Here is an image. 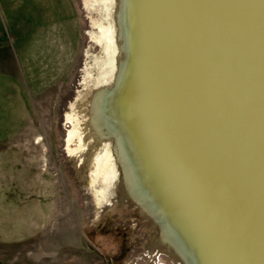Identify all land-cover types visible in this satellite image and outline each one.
<instances>
[{
  "label": "bare ground",
  "instance_id": "1",
  "mask_svg": "<svg viewBox=\"0 0 264 264\" xmlns=\"http://www.w3.org/2000/svg\"><path fill=\"white\" fill-rule=\"evenodd\" d=\"M83 3L99 49L63 111V152L97 217L144 222L128 264L264 250L263 0Z\"/></svg>",
  "mask_w": 264,
  "mask_h": 264
},
{
  "label": "rangeland",
  "instance_id": "2",
  "mask_svg": "<svg viewBox=\"0 0 264 264\" xmlns=\"http://www.w3.org/2000/svg\"><path fill=\"white\" fill-rule=\"evenodd\" d=\"M73 1L80 24L78 52L57 85L30 105L26 99L21 104L18 95L5 99V93L18 89L14 76L25 82L15 23L23 29L26 21L36 30L42 22L32 12L45 1L0 0V137L6 135L2 124L7 119L16 115L21 124L30 111L25 126L0 140V264H128L148 235L131 209L97 217L90 188L65 160L62 114L80 86L85 51L99 49L88 33L97 13L88 11L83 0ZM158 264L170 262L161 255Z\"/></svg>",
  "mask_w": 264,
  "mask_h": 264
},
{
  "label": "crops",
  "instance_id": "3",
  "mask_svg": "<svg viewBox=\"0 0 264 264\" xmlns=\"http://www.w3.org/2000/svg\"><path fill=\"white\" fill-rule=\"evenodd\" d=\"M44 1L41 9L32 12L33 16L42 22L36 30L32 31L24 21V16L23 29L18 27L20 24L15 23L19 30L16 53L19 56L25 82L14 76V84L18 89L5 93L7 101L13 100L15 95H18L21 104H24L26 99L32 105V101L36 102L57 85L78 52L80 24L74 1L62 0L61 4L56 0ZM51 16L53 18H50ZM15 108L14 106L13 109ZM14 110L12 112H15ZM29 112L28 108L21 124L16 123V115L11 120L7 119L2 124L6 135L0 137V140L11 138L25 126Z\"/></svg>",
  "mask_w": 264,
  "mask_h": 264
},
{
  "label": "water",
  "instance_id": "4",
  "mask_svg": "<svg viewBox=\"0 0 264 264\" xmlns=\"http://www.w3.org/2000/svg\"><path fill=\"white\" fill-rule=\"evenodd\" d=\"M263 251L261 246L237 248L232 253L221 254L213 264H264Z\"/></svg>",
  "mask_w": 264,
  "mask_h": 264
}]
</instances>
